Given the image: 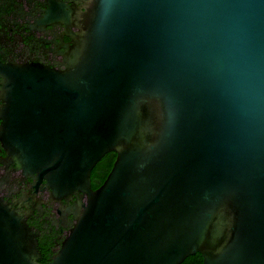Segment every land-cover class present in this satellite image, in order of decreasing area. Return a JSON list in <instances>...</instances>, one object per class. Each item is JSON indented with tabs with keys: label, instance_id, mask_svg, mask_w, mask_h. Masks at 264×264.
<instances>
[{
	"label": "water",
	"instance_id": "water-1",
	"mask_svg": "<svg viewBox=\"0 0 264 264\" xmlns=\"http://www.w3.org/2000/svg\"><path fill=\"white\" fill-rule=\"evenodd\" d=\"M5 75L6 148L82 195L50 263L0 197V264H264V0H96L67 69Z\"/></svg>",
	"mask_w": 264,
	"mask_h": 264
},
{
	"label": "flooded vegetation",
	"instance_id": "flooded-vegetation-1",
	"mask_svg": "<svg viewBox=\"0 0 264 264\" xmlns=\"http://www.w3.org/2000/svg\"><path fill=\"white\" fill-rule=\"evenodd\" d=\"M96 0H0V131L6 108V68L40 64L67 69L87 31ZM1 136V135H0ZM115 160L103 158L91 173L92 188L106 180ZM47 180L24 172L0 137V197L26 218L38 242V260L50 263L75 224L70 210L81 198L59 201Z\"/></svg>",
	"mask_w": 264,
	"mask_h": 264
},
{
	"label": "trees",
	"instance_id": "trees-1",
	"mask_svg": "<svg viewBox=\"0 0 264 264\" xmlns=\"http://www.w3.org/2000/svg\"><path fill=\"white\" fill-rule=\"evenodd\" d=\"M117 154L115 152H111L105 156V158H111L112 160H116ZM182 264H204V258L201 253H197L195 255L189 256Z\"/></svg>",
	"mask_w": 264,
	"mask_h": 264
}]
</instances>
